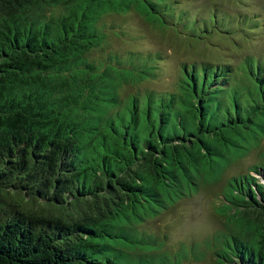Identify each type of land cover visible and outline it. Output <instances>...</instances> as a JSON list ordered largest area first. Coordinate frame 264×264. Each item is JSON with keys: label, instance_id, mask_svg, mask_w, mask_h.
<instances>
[{"label": "trees", "instance_id": "trees-1", "mask_svg": "<svg viewBox=\"0 0 264 264\" xmlns=\"http://www.w3.org/2000/svg\"><path fill=\"white\" fill-rule=\"evenodd\" d=\"M181 8L0 0V264H181L186 254L163 252L140 226L258 149L260 162L227 182L229 234L217 235L215 256L264 264V184L253 175L264 176V63H184L158 92L144 88L157 73L150 53L93 59L112 20L133 11L193 34L199 18ZM212 14L201 25L230 34L236 18Z\"/></svg>", "mask_w": 264, "mask_h": 264}, {"label": "rangeland", "instance_id": "rangeland-1", "mask_svg": "<svg viewBox=\"0 0 264 264\" xmlns=\"http://www.w3.org/2000/svg\"><path fill=\"white\" fill-rule=\"evenodd\" d=\"M181 1V10L185 14L191 18H199L193 33L199 40H195L193 34H186L182 27L174 30L154 27L133 11L128 17L117 16L112 20H119L114 23L118 28L111 34L109 46L94 53L93 59L102 60L112 53L121 57L129 53H150L157 58V73L145 83L144 88L158 92L166 91L175 84L184 63L222 62L237 66L242 64L246 55L264 63V0ZM224 9L229 11V17L236 18L234 25L229 26L230 34H224L223 29L216 24L201 25V21H206L214 12L218 14L220 22ZM242 12L253 15L251 18L242 16ZM197 13L199 15L193 17ZM210 28L212 30L209 32ZM124 30L128 34H124ZM205 30L209 32L206 35L202 33ZM126 92L122 90L123 95H127ZM262 147L264 149V141ZM259 150L227 168L219 184H201L196 193L182 199L154 220L144 223L140 226V231L156 237L162 244L163 252L174 257L178 253L180 257L186 254L181 264H217L215 251L221 243L216 237L220 233L229 234L227 219L219 213L227 182L233 177L248 173L258 164ZM253 175L264 184V176L256 173Z\"/></svg>", "mask_w": 264, "mask_h": 264}, {"label": "clouds", "instance_id": "clouds-1", "mask_svg": "<svg viewBox=\"0 0 264 264\" xmlns=\"http://www.w3.org/2000/svg\"><path fill=\"white\" fill-rule=\"evenodd\" d=\"M242 14H243L242 16H247V17H250V18H251L252 15H253V13L248 14V13H245V12H242Z\"/></svg>", "mask_w": 264, "mask_h": 264}]
</instances>
